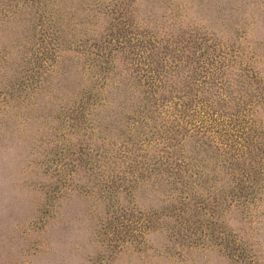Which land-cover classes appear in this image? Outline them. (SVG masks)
<instances>
[{
	"label": "rangeland",
	"instance_id": "obj_1",
	"mask_svg": "<svg viewBox=\"0 0 264 264\" xmlns=\"http://www.w3.org/2000/svg\"><path fill=\"white\" fill-rule=\"evenodd\" d=\"M257 85L264 0H0V264H264Z\"/></svg>",
	"mask_w": 264,
	"mask_h": 264
},
{
	"label": "trees",
	"instance_id": "obj_2",
	"mask_svg": "<svg viewBox=\"0 0 264 264\" xmlns=\"http://www.w3.org/2000/svg\"><path fill=\"white\" fill-rule=\"evenodd\" d=\"M256 90H259V93H257V95H255V96H252L251 98H250V102H245L244 104H243V108H242V110H238L237 112L238 113H240V114H243L244 112H245V108H246V106L248 105V106H251L252 105V100H253V98L255 99V98H257V103H263L264 104V86L261 88V86H258L257 85V88H256ZM236 121H240V123H239V126H241L244 122H245V119H242V120H239L238 119V116H236ZM241 130H244V128H241ZM238 133L241 135V138H243V136H244V133L243 132H241V131H238Z\"/></svg>",
	"mask_w": 264,
	"mask_h": 264
}]
</instances>
